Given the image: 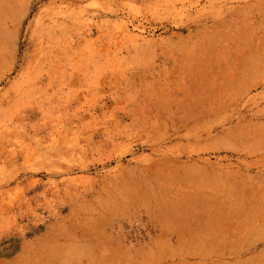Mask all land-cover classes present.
I'll return each mask as SVG.
<instances>
[{"label": "rangeland", "instance_id": "obj_1", "mask_svg": "<svg viewBox=\"0 0 264 264\" xmlns=\"http://www.w3.org/2000/svg\"><path fill=\"white\" fill-rule=\"evenodd\" d=\"M0 264H264V0H0Z\"/></svg>", "mask_w": 264, "mask_h": 264}]
</instances>
